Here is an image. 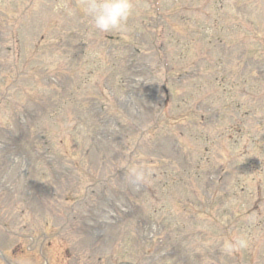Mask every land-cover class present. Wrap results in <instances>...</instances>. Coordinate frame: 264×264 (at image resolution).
Masks as SVG:
<instances>
[{"label":"rangeland","instance_id":"rangeland-1","mask_svg":"<svg viewBox=\"0 0 264 264\" xmlns=\"http://www.w3.org/2000/svg\"><path fill=\"white\" fill-rule=\"evenodd\" d=\"M159 1L132 0L125 30L102 32L89 0H0L12 264H264V220L234 215L264 216V0ZM200 166L210 181L192 187ZM214 182L230 195L208 203L219 228L182 205L199 216Z\"/></svg>","mask_w":264,"mask_h":264},{"label":"clouds","instance_id":"clouds-1","mask_svg":"<svg viewBox=\"0 0 264 264\" xmlns=\"http://www.w3.org/2000/svg\"><path fill=\"white\" fill-rule=\"evenodd\" d=\"M94 27L102 32L125 30L127 21L134 14L132 0H89L86 7ZM133 178L136 183L146 180L142 170H135ZM245 242L237 240L230 244L231 248L243 247Z\"/></svg>","mask_w":264,"mask_h":264}]
</instances>
